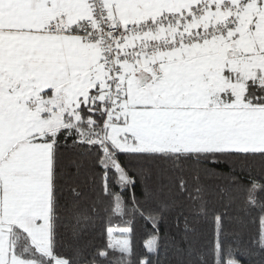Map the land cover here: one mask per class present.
<instances>
[{"label": "snow or ice", "instance_id": "6c2138e0", "mask_svg": "<svg viewBox=\"0 0 264 264\" xmlns=\"http://www.w3.org/2000/svg\"><path fill=\"white\" fill-rule=\"evenodd\" d=\"M209 178L264 212V0H0V264L264 257L227 205L203 251L180 197L207 217ZM113 216L152 225L145 254L92 243Z\"/></svg>", "mask_w": 264, "mask_h": 264}, {"label": "trees", "instance_id": "16d2710c", "mask_svg": "<svg viewBox=\"0 0 264 264\" xmlns=\"http://www.w3.org/2000/svg\"><path fill=\"white\" fill-rule=\"evenodd\" d=\"M259 178V177H258ZM209 187V215H205L199 211L197 205L189 199V193H184L180 199L184 202L186 211H188L191 225L198 231L200 234V243L203 246V251L205 253L212 246V241L214 239L213 226L211 223V213L212 211L224 212L225 205H227V219L231 222L236 219H242L246 225V229L250 235H255L261 228L260 220L264 218V212H261L259 208L248 210L244 201L245 196L237 195V197L231 202L228 203L226 197H223L220 189L216 186V182L209 178L205 182ZM139 187V186H138ZM138 190V189H137ZM190 192L194 194V189L190 186ZM131 221V223L127 222ZM175 217L169 216L167 220L160 224L161 233L174 231ZM113 228H124L132 227V245L136 257L139 258L142 254L147 252L145 247L147 240L150 238L148 235L152 231V225L147 223L144 219L140 217H135L133 220L132 217L121 218L119 216H113L110 222H106L102 228L96 230L95 236L92 240V243L95 246H104L108 242L107 227ZM61 236L59 237V243L62 246L61 250L67 252L70 250L69 235L61 230ZM112 264H121V257L118 252L111 253ZM165 251L161 249L160 259L161 264H168L165 260ZM168 256H171V252L167 253ZM211 259V257H209ZM237 259L242 261V264H261V261L264 260V257L259 255L246 258L243 256H238ZM193 264H199L197 258L194 256L191 258Z\"/></svg>", "mask_w": 264, "mask_h": 264}, {"label": "rangeland", "instance_id": "374dc122", "mask_svg": "<svg viewBox=\"0 0 264 264\" xmlns=\"http://www.w3.org/2000/svg\"><path fill=\"white\" fill-rule=\"evenodd\" d=\"M117 229V228H115ZM115 236L119 237V232L117 231L116 233H114Z\"/></svg>", "mask_w": 264, "mask_h": 264}]
</instances>
